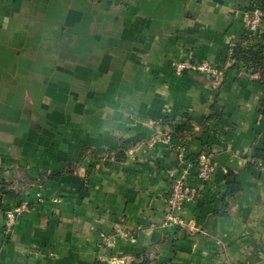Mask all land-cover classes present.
<instances>
[{
    "label": "crops",
    "instance_id": "1",
    "mask_svg": "<svg viewBox=\"0 0 264 264\" xmlns=\"http://www.w3.org/2000/svg\"><path fill=\"white\" fill-rule=\"evenodd\" d=\"M258 2L0 0V264H264V83L231 59L264 42ZM189 59L224 74L177 75ZM171 173L203 190L183 228L164 224Z\"/></svg>",
    "mask_w": 264,
    "mask_h": 264
},
{
    "label": "built area",
    "instance_id": "2",
    "mask_svg": "<svg viewBox=\"0 0 264 264\" xmlns=\"http://www.w3.org/2000/svg\"><path fill=\"white\" fill-rule=\"evenodd\" d=\"M264 19V2L255 3L243 16L245 27L252 33L258 32ZM174 71L177 75L184 73H204L211 76L221 77L224 74L222 68L210 61L177 60L173 62ZM213 153L202 151L197 157L198 177L207 182L211 179L215 170ZM258 166L264 169V160L258 161ZM172 181L167 198L168 210L165 215L166 226L186 227L190 224L182 215L187 204L197 201L202 194V189L188 182L185 175L176 176L171 173ZM33 204L29 201H22L5 210L3 233L10 236L18 219L31 212ZM191 225V224H190Z\"/></svg>",
    "mask_w": 264,
    "mask_h": 264
},
{
    "label": "trees",
    "instance_id": "3",
    "mask_svg": "<svg viewBox=\"0 0 264 264\" xmlns=\"http://www.w3.org/2000/svg\"><path fill=\"white\" fill-rule=\"evenodd\" d=\"M231 59L234 60L235 64L237 62H243L246 67L252 68L255 73H259V78L264 83V42H261L260 44L253 47H247V45L244 44L243 38V40L233 45ZM260 109L261 112L264 113V98L261 100ZM180 130L182 129L178 127L175 129V132H179ZM256 155L258 159L264 160V148L257 149ZM56 174L59 175L61 172H57ZM227 187V197L234 196L242 189V185L236 177L228 182ZM224 206H226V203ZM98 264L108 263L99 262ZM128 264H150V259L148 256L142 255L137 260H134Z\"/></svg>",
    "mask_w": 264,
    "mask_h": 264
}]
</instances>
